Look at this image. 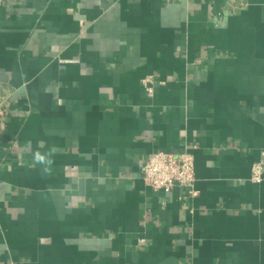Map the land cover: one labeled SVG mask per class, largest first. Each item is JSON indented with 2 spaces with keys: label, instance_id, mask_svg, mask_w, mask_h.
<instances>
[{
  "label": "crops",
  "instance_id": "obj_1",
  "mask_svg": "<svg viewBox=\"0 0 264 264\" xmlns=\"http://www.w3.org/2000/svg\"><path fill=\"white\" fill-rule=\"evenodd\" d=\"M0 97V264H264V0H3Z\"/></svg>",
  "mask_w": 264,
  "mask_h": 264
},
{
  "label": "built area",
  "instance_id": "obj_2",
  "mask_svg": "<svg viewBox=\"0 0 264 264\" xmlns=\"http://www.w3.org/2000/svg\"><path fill=\"white\" fill-rule=\"evenodd\" d=\"M3 0H0V7ZM76 62V61H72ZM163 84L152 75L146 76L142 83L147 93H154L155 83ZM4 103L0 97V117L4 114ZM143 178L145 183L155 191L171 192L175 187H180L186 192V198L198 195L195 188L196 172L195 159L192 153L185 151L180 154L158 151L153 153L143 165ZM250 180L261 183L264 180V161L255 162L251 169Z\"/></svg>",
  "mask_w": 264,
  "mask_h": 264
},
{
  "label": "clouds",
  "instance_id": "obj_3",
  "mask_svg": "<svg viewBox=\"0 0 264 264\" xmlns=\"http://www.w3.org/2000/svg\"><path fill=\"white\" fill-rule=\"evenodd\" d=\"M54 153V149L52 151H50L47 154H41L40 152H36L34 154V160L36 163L41 164V165H45V171L48 170V166H50L52 164V160H51V155Z\"/></svg>",
  "mask_w": 264,
  "mask_h": 264
}]
</instances>
